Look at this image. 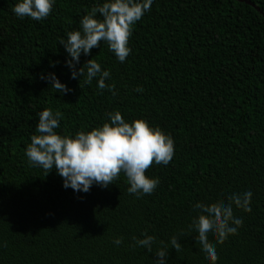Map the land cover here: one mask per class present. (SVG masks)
Instances as JSON below:
<instances>
[{
	"label": "trees",
	"instance_id": "trees-1",
	"mask_svg": "<svg viewBox=\"0 0 264 264\" xmlns=\"http://www.w3.org/2000/svg\"><path fill=\"white\" fill-rule=\"evenodd\" d=\"M247 1L264 14V0ZM15 2L0 0V264H153L171 236L180 248L169 245L166 264H206L188 228L193 204L246 190L251 210L233 207L236 234L208 243L216 264H264V17L236 0H152L124 62L105 42L80 56L77 67L93 59L109 71L100 89L70 78L57 43L96 0H55L41 21L17 17ZM48 72L71 91L56 93L39 78ZM45 108L60 112V134L100 126L110 112L142 118L171 136L173 156L146 169L159 179L151 194H129L122 172L73 192L24 155ZM142 232L156 238L152 252L132 240Z\"/></svg>",
	"mask_w": 264,
	"mask_h": 264
},
{
	"label": "clouds",
	"instance_id": "clouds-1",
	"mask_svg": "<svg viewBox=\"0 0 264 264\" xmlns=\"http://www.w3.org/2000/svg\"><path fill=\"white\" fill-rule=\"evenodd\" d=\"M55 0H16L12 12L19 18L41 21L46 18ZM152 4V0H96V3L79 19V27L60 38L59 43L66 55L65 66L70 78L84 77L89 83L96 79L97 87H106L105 79L110 77L107 69L93 59H88L77 67L81 55L88 56L90 49L98 42H105L119 62H124L130 52L128 37L132 25L140 20ZM55 63V62H54ZM39 78L49 84L61 95L70 92L54 73H41ZM111 89V85H108ZM135 91H142L136 88ZM37 134L30 136L24 155L31 166H39L47 173L51 169L62 179V187L73 192L86 193L93 185L107 187L123 173L127 180L126 191L137 197L151 194L159 183L156 177L145 174L153 163L167 165L173 156V140L159 126H150L142 118L125 121L119 112L107 113V121L88 131H76L74 134H60V112L45 108L37 113ZM251 191L231 193L225 199L227 203L203 204L196 202L193 208L197 215L188 228L196 232V241L205 257L206 264H216L217 254L213 245L208 243L211 236L217 243L223 242L229 235H235L242 220L233 215V207L250 211ZM153 235L141 233V238L132 237L135 245L152 252L155 242ZM121 237L112 240L120 245ZM157 247L153 264H166L169 245L175 251L180 244L175 236L169 237L168 244Z\"/></svg>",
	"mask_w": 264,
	"mask_h": 264
},
{
	"label": "water",
	"instance_id": "water-1",
	"mask_svg": "<svg viewBox=\"0 0 264 264\" xmlns=\"http://www.w3.org/2000/svg\"><path fill=\"white\" fill-rule=\"evenodd\" d=\"M238 2H243L251 7H253L260 15H262L264 17V14L259 10V8H257L254 4H252L251 2L247 1V0H236Z\"/></svg>",
	"mask_w": 264,
	"mask_h": 264
}]
</instances>
